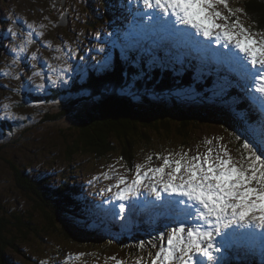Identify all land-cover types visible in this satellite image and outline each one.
<instances>
[{
    "label": "rangeland",
    "instance_id": "obj_1",
    "mask_svg": "<svg viewBox=\"0 0 264 264\" xmlns=\"http://www.w3.org/2000/svg\"><path fill=\"white\" fill-rule=\"evenodd\" d=\"M57 1L58 0H47V10H44L38 3H33L36 2V0H0V148H2L0 149V216L3 218V222L5 224V228L0 230V240L8 238V236H12L14 240V238L18 236V240L15 239L18 243V249L23 248V252H4H8V255H11L14 262L12 264H85L100 263L102 260L99 253V246L101 243L98 240H96L95 243L91 240H89V242L86 244L82 242L84 245L82 246V243L80 242L72 243V238H64L60 231H57V229L50 226V222L46 218H54V211L51 209L49 211L48 208L45 209V212L41 210V204L38 203V201L40 202L43 197L34 192V189L32 187L34 184H36L34 181H29L28 184L31 185V187H25L24 190L19 187V178L16 177V173L14 172L12 165L18 167V171L20 170L21 172L31 173V175H33L38 180V183L40 180H42L48 186H58V184H61L62 181L68 180V182L72 185L70 189L74 192V195L76 194L81 198H85V195L83 194H93H90V196L93 198V200L96 199V203L89 205L93 211L94 209L96 210L95 205L100 206L101 208H99V211H103V213L105 212L104 215L109 216L110 221L114 219L117 221L118 219L126 221V219H128L130 216L132 217L134 215V220L137 221L136 223L140 224L139 228H143L145 236H148L151 234L152 229L151 217H148L144 214V217H147L150 220L140 221L142 219V214L140 212L129 211L130 207L134 206L133 203L139 205L137 202H135L136 198L138 197H140L138 199L144 202V204L149 202L148 198H146V194H149L147 188L142 187L140 189L139 195L131 197L130 204L124 201H120L118 204L120 205V203H124L125 208L128 210H125L124 213H120L119 211V215H115L112 212L110 213V210H107L108 203H104V205L102 203V199L103 201L111 200L109 197L107 185L105 184V182H103L105 174L111 177V179L113 180V184L115 185L118 175H124L130 181L134 176L135 166L137 164H144L145 170L149 166H159L162 163V160L157 159V155L165 156L164 150H166L167 146L169 144L175 145V141L174 139L172 140V137H175V139L177 138L178 141H181L182 139L186 140V138H184V136H181V134L177 131L178 125L181 128L189 127V132H191L193 136L196 134L198 138H211L210 141H213L214 144L218 142L214 141V139L222 140L224 138L223 132H229V129H227L225 125L214 121V125L209 124L207 125L208 127H206L202 122H196V124L194 125H192L191 122H186V125L184 124V122H175L174 125L170 128L171 133H173L174 135L169 132H167L168 134H165L166 131L164 130H161L163 131V133L165 132L164 134L158 131L149 132L150 139L153 142V145L151 144V141L149 142L147 140H143V142L142 140H140V142L142 143L138 142L141 145L147 143L145 146H139V149L136 148L137 151L140 150L144 154L143 162L139 160L136 150H131L129 147H127L126 150L131 152L130 156H133L132 153H135L132 160V165L126 159L123 151L118 147H113V149L109 152L101 151L99 154L96 150L87 148V150H84L83 152H81V150H78V153L82 156H68L67 153L69 152V149L66 147V142L60 136L62 134V131H64V133H67L68 135H71L74 129L72 125L65 122L64 118H61L58 121L50 120L51 123L47 121L46 125L43 122V133L41 132V130H39L38 132H26V136L21 139L19 137L21 134L20 129L24 125L22 122L26 120V111L24 113L21 112H23L24 110H29L22 102H26V99H22L21 96H25L27 94L28 98H30V100L34 104H36L38 107H41L32 109L34 113H38V118L42 117V113L48 110H52L54 112L56 109L60 108L63 105L64 106L62 107V109L65 111V107H67L71 103L76 102L75 99H78V102H84L88 105H90V103H88L85 99H92L91 103L93 104L94 102L95 105L97 99L93 96H89L92 94H90V91L97 83V80H93V78L90 79L88 77L87 74L89 69L87 68L86 63L88 64V62H93V59H96V57L99 59L101 58L99 54L102 50L100 36L106 34L107 37L115 43H117L116 40H120L110 35V33H113V31L116 30V28L119 29L120 25L112 22L111 17L113 15L108 11L109 7L107 6L105 0H89L88 4L91 8L92 14L90 13L88 15H85L84 12L80 10L88 9L87 6L83 3L77 5L80 6V9L71 6L79 4V0H70V3H68V0H65L64 3L63 0H59V2ZM126 1L127 0H125V2ZM41 2H44V0H41ZM125 2L120 8L121 12H118V18L119 15L123 17L130 16V8L132 5H129L127 7L125 5ZM231 2L236 8L241 9L244 7L240 4H235V0H231ZM137 5L138 3L135 2L134 6L136 7ZM27 9H31L32 13H29ZM139 9V16H141L142 14H155L156 16L161 15L159 13V10H155L150 13L146 11L144 6L143 9L142 6H139ZM65 10L70 11L66 12ZM218 10L222 14L227 15V13L225 12L227 11L226 9L218 8ZM106 11L109 13L108 18L105 17V14H102L101 18L97 17L99 16V14L97 15V13L101 14V12L105 13ZM71 13H73L78 19L81 20L80 25L83 31L77 28V24L73 26L71 17H69V14ZM63 16L69 20L67 26H59L58 24ZM85 17H88L90 20ZM237 17L239 18V22L245 28H248L252 33H257V31L253 30V26H251V24H249L246 19L243 20V17L240 15V13H235V15L231 17V19L235 20ZM169 19H172L174 21V18L171 17H163L161 20L167 25V28L172 30V32L170 34H167L166 36L170 41H175L178 39L177 34H180L179 31L182 28L181 26H179V24L174 25V22L169 21ZM92 21L94 23H97L98 27L101 28V34L99 33L98 28L91 24ZM145 21L146 16H144L143 18V22ZM150 22L148 23V26L150 25ZM29 25H31L32 27H29ZM34 28H36L37 30L34 31ZM7 29L10 31V33H7ZM32 31H34L33 35L29 33ZM139 31V29H134L132 27L130 29V32H132L131 37L125 29H122V40L124 41V44H127L129 39L132 40L133 43H135V38H133V36L135 35L136 37H138L137 32L139 33ZM236 31H238V29ZM114 34H117V32H114ZM183 34L185 33L182 30L181 35ZM141 36H144V34L142 33ZM40 37L42 39V42H40ZM150 37L151 39H154L151 35L149 36V38ZM189 37H194L193 32L190 28L187 32V38ZM139 41L142 40H138L136 42ZM37 44L38 48H36ZM180 44L182 45L183 43L181 42ZM195 45L201 46L200 43L192 42L188 44V48L196 47ZM219 46L227 50V62H230V57H234L235 55L239 56V52L232 45L225 47L224 41H221L219 42ZM198 49V54L194 52L193 53L196 57L200 58L202 50L201 47ZM187 50L188 49H185L183 50V52H186ZM80 53L82 54L81 56ZM214 54L217 58L218 54ZM122 55L125 56L123 52ZM181 55H183V53H181ZM206 58L211 59L210 55H208V57ZM219 59H221L220 56ZM13 60H15L16 62L13 63ZM112 60H108L107 64H105L106 70L110 68V66L108 65H110L109 62H111ZM220 64L224 63L220 62ZM91 67H95L93 63ZM145 69L146 68H143L142 72L145 71ZM250 71L251 69H249V72ZM114 72L115 71L113 69V75ZM235 74H237V72H235ZM238 74L240 75V73ZM142 77H145V74H143ZM239 78L243 80L241 76ZM76 81H78V84L75 86ZM18 86H20L21 88L17 89ZM175 86L176 85H173L169 88L174 89ZM133 88L136 89L137 87ZM143 88L153 91L156 94V85L152 81H150L148 86H143ZM23 91L26 93H23ZM34 92L37 95L36 97L33 94ZM44 92H46L47 94H43ZM54 94H56L55 98H50L53 97ZM84 94L85 96L83 97ZM163 94L159 95L157 97V100H153L152 98H150L149 101H155L154 104H156V107L166 105L169 102L168 99H165L164 96H162ZM169 94L171 93H167L166 97H168ZM250 94H252V92H250ZM246 96H248L247 92L244 91L243 97ZM38 97L39 101H35V99L38 100ZM47 97L49 98L46 99ZM67 97H72V99L68 100ZM55 99H62L61 104L59 105L60 107L58 106V102H53ZM130 100L131 102L136 103L138 106L140 105L137 96L131 97ZM156 101H159L163 104L159 105V103ZM166 107L168 106L166 105L165 109ZM90 109H93L92 105L90 106ZM143 109L147 117H155L154 110L145 108V106L143 107ZM165 109H160V111L165 112ZM158 111L159 110H157V112ZM69 115L71 118L77 119L80 123H82V119L88 120L87 115L82 112L78 116L73 112H70ZM169 115L170 111L169 108H167L165 116L169 117ZM97 120L100 121L99 126H102L105 133L104 135H102V138H108L110 140L111 134H109V136L106 135V132L108 131L105 128L102 119ZM138 121L139 120L135 115L130 121L129 125H136L138 128H141L144 122L142 123L141 121ZM239 121L241 122L240 118H232V125L238 126V129H232L235 133H238L239 131ZM11 125L15 126L14 130H11ZM159 125H161L162 127L164 126L163 123ZM61 127L62 129H60ZM24 128L26 129V124ZM193 129L195 134H193ZM37 136H40V138H38L39 143L43 137L44 141L49 145H52L51 141L56 144L54 145L57 146V148L54 149V154H56L57 158L54 157L51 153V155L46 153L43 149V151L40 150L39 144L37 143ZM230 142L232 146H237L238 142L240 143L239 146L241 145V142L239 140H236V142L230 140ZM100 144H102V142H100ZM150 144L152 145L151 148H147L150 146ZM239 146V151L237 152L238 160L240 159L241 153L244 151ZM104 147L101 148L103 149ZM153 147L154 149H156V152L150 155V153H152L153 151ZM188 148L189 147L184 146V149ZM221 152L223 151H219V153ZM149 155L152 156L151 161H148L147 159ZM246 155L247 153H245V156ZM50 156H52V159L50 158ZM72 156H75V158L70 160ZM68 160L70 161L67 162ZM32 161L34 163L30 164V162ZM145 183H147V181H145ZM42 194L43 192H41V195ZM105 194L106 196L105 198H103ZM162 197L186 200V198L176 196L175 194L170 195L168 193H165V196ZM31 200L34 201L32 203H29ZM27 203L29 204L30 209H28L30 210V212L33 208H38V222H35V215L33 216V219L32 217H29L27 219L28 222H31V220L33 221L31 222L30 226L24 227L27 231L26 235L30 237L31 233L36 234L34 230L37 228L38 231H40L41 228L45 229L43 231L44 237L41 236V238H38V253L35 252V254H30L28 250L30 246L25 247L22 244V234L16 231L15 233H13V236L8 231L9 229H11L10 220H12L13 222H15L16 220L15 217L10 215V208L18 212L17 214L15 213L17 216H23V209L27 207ZM48 211L52 213V215L47 217ZM62 213L65 214L62 217L68 222L71 217L67 213V209H65ZM97 213L100 214L98 211ZM156 214L158 215V218L159 215H164L161 213V210ZM23 218L25 220V216ZM163 221L164 220H160L159 222H157V220H155L153 230L155 233L154 242L156 244H159L158 234L160 232H164L159 230V225L163 226ZM189 223L193 224L192 221H190ZM196 223L202 222L196 220ZM174 224L175 222L166 223V231L173 227ZM253 228H255L254 236L252 235ZM226 229H228V231L226 230L225 236L227 238L229 237L227 239V242L229 244V250L231 253L229 257L230 260L237 261L236 263L241 264L242 261L231 257L241 255L243 258L248 259L249 254L245 253L243 255V252L239 253L238 250L236 252V249L238 247L242 248V246L245 245V251L247 248L248 250H251L252 253H254V245L257 249L256 253L258 259H260V261L264 263V229L257 228L255 226L241 228L237 225H232L231 227ZM132 231H134V229H132L131 232ZM228 232H236L237 235L235 234L233 237H230L231 233ZM221 238L222 235L216 237V241L220 244ZM248 238L250 242L247 240ZM109 240V238H106L104 243L108 245ZM150 245L151 244L145 247L146 251H140L138 254H136L145 259V264L147 261L150 264ZM14 248L15 247H12V250H14ZM87 249H91L92 255L89 254ZM111 251L112 253L122 255V251L119 249ZM20 253H22L24 256L18 255ZM108 253H110V250H108ZM128 253L132 252L129 251ZM219 253L215 254L218 255ZM80 254H83L82 259H76V257ZM89 256H91V259H89ZM9 260L12 261L11 258ZM221 262H223V259L221 260ZM0 264L4 263H2L0 260ZM106 264L114 263L111 259L107 258Z\"/></svg>",
    "mask_w": 264,
    "mask_h": 264
},
{
    "label": "snow or ice",
    "instance_id": "obj_2",
    "mask_svg": "<svg viewBox=\"0 0 264 264\" xmlns=\"http://www.w3.org/2000/svg\"><path fill=\"white\" fill-rule=\"evenodd\" d=\"M143 4L147 9L159 10L161 15L157 20L174 18L175 23L190 27L204 37L214 36L217 42L224 41L225 47L232 45L242 53L252 66L249 79L254 92L264 102V33H252L238 17L231 19L242 9L230 8L228 0H143ZM220 5L227 9V15L218 10ZM235 138L240 140L239 136ZM240 147L244 151L239 160L226 149L221 155L209 148L203 155H157L162 160L159 166L145 170L144 164H137L130 181L118 175L115 185L108 189H117L114 199L125 201L139 195L142 187L147 188L159 202L155 206L161 213L177 223L159 234L158 250L154 255L149 253L150 264H217L215 253L221 251V245L216 237L223 229L232 225L264 229V131L259 141L245 138ZM147 159L151 161L152 156ZM105 178H109L107 174ZM162 193L186 200L164 198ZM119 211L125 212L124 203H120ZM192 220L202 223L190 224ZM138 247L143 249L145 242L141 241ZM82 257L80 254L76 259ZM109 259L115 264H126L115 256ZM143 259L137 257L134 264H143Z\"/></svg>",
    "mask_w": 264,
    "mask_h": 264
},
{
    "label": "trees",
    "instance_id": "obj_3",
    "mask_svg": "<svg viewBox=\"0 0 264 264\" xmlns=\"http://www.w3.org/2000/svg\"><path fill=\"white\" fill-rule=\"evenodd\" d=\"M105 1H106L107 6L109 7L108 11L111 12L112 15L118 14L121 8V4H122L120 0H105ZM33 3H38L42 7V9H44V7H47L48 5L47 0H44V2H41V0H39L38 2V0H36V2H33ZM86 6L88 9L87 10L85 9V10L88 12V14L90 13L92 14L90 6L89 5H86ZM28 11L29 13H32L31 9H29ZM238 13H240V15L243 17V20L246 19L248 23L251 24V26H253L252 22L255 17L257 20H259V22L264 27V0H248L243 10ZM98 14L99 16L97 17L101 18L102 17L101 15L105 13L101 12V14L97 13V15ZM91 24H93L96 27L98 26L97 23H94L93 21ZM252 28L253 30L256 31L254 26ZM117 29L118 28H116V30ZM118 35L123 36L122 33ZM135 43L141 44L142 41H139V42L135 41ZM130 44L132 45L134 43L132 42ZM186 54L187 56H183V55L182 56L188 60L187 62L185 60H179V62H186L184 68H181L182 69L181 74L184 75V80L186 82L182 86L178 84L179 90H177V87L175 86L173 90L174 93L169 94L168 97H166L167 92L165 90V86L166 85L173 86L175 85V83L173 79H169L167 77L168 66L164 62V59L159 60L155 57V61L157 65L156 63H154L153 66L149 67L148 69H145V71H143V74H145V77L141 79L143 75V74H140L142 71L141 66H139L135 61H130L126 56L122 55V52H120L116 58V61L118 63L114 66V68L110 70H105V74H106L107 80L112 81L116 79L117 76L120 77L121 73H125L126 77L120 79V82L123 85L122 86L123 87L122 96L117 95L115 91L108 92V93L107 91L106 92L101 91L104 87H106V82H103L101 86H98V81H97L95 86L91 89L92 94L89 96V97L93 96L94 98L97 99L95 105H94V102L93 104L91 103L92 99L88 100L86 98L85 100L88 103H90V105L85 104L84 102H78V100H76V102L71 103L67 107H65V111H64L62 109L64 105L61 107L59 106L62 101V99H60L58 100V106L60 107L58 109L60 110L56 109L54 112L52 110H48L41 114L42 115L41 118H38V113H34L30 108L26 107L29 110H25L26 120L22 122L24 125L20 129L21 134L19 137L21 139L24 138L27 134L26 132H36V131L38 132L39 130H41V132L43 133L44 131V128L42 127L43 122L46 125L47 121L49 122L50 120L58 121L61 118H64L65 122L72 125L74 129L73 132L70 131L72 132L71 135H68L67 133H64V131H62V134L60 136L66 142V147L69 149V152L67 153L68 156L69 155L82 156L78 153V150H81V152H83L84 150H87V148H92L96 150L99 154L101 151L109 152L113 149V147H118L119 149L123 151V154L125 155L126 159L132 165V160H133L135 153H132L133 156H130L131 152L126 150L127 147H129L131 150H136V148L139 149V146H145L147 143L143 145H141L140 143H142L143 140H147L149 142L151 141L149 132L158 131L164 134L165 132L163 133V131H161V130H164L166 131L165 134H168L167 132L171 133L170 131L171 126H173L175 122L179 121L177 119V115H179L182 120H186V118L190 119V121H187V122H194L195 120L193 119H199L202 117V113H201L202 105L197 104V102H194L193 98L191 99V93L196 95L195 84L197 85V83L200 82L201 77L197 78L198 72H194L196 70V66L190 65L189 60H193L197 62L199 66V71H206V67L204 63L199 62L198 60L199 58H197L195 55H189L188 53ZM109 64L111 65V62H109ZM113 69L115 71L114 75L112 73ZM179 72H180V69H179ZM232 73L235 74V72H232ZM133 74H137V77H136L137 80L139 79L140 82L144 81L146 82V84L149 83V78H151L152 75L160 78V81L156 82L157 84L156 89H155L156 94L153 91L145 90L143 87L138 86L137 92L140 94V97L142 99V102H140L139 106L136 103H133L128 99V91L125 88L126 86H129L130 84L129 80ZM87 75L89 76L90 79L92 78L93 80L96 79L95 76H93V74L90 72V70L88 71ZM167 91H169V89ZM23 93H26V92L23 91ZM109 93H112V94H109ZM197 93L199 97L204 96L203 92L197 91ZM33 94L35 95V97L37 96L35 93ZM104 94H106V96H104ZM161 94H163L162 96H164L165 99H168L169 103H167L166 105L169 107L170 115L169 117L163 116L162 119L158 117L159 120L154 122L151 119L152 117H147L146 114L144 113L143 105H146L147 107H153L155 101H149L148 95L153 100H157V97ZM239 94L241 97H243L244 91H241ZM55 95L56 94H54L53 96ZM247 95H249V93ZM21 98L30 99L28 98L27 94L25 96H21ZM35 101H39V97H38V100L35 99ZM224 101L230 104V101L228 99H225ZM156 102H158L159 105L163 104L159 101H156ZM91 105L93 106V109H90ZM36 107L38 108V106ZM234 107L249 123L252 124V126L256 127V129L249 128L246 131L245 137L248 139H251L253 137L255 138V141H259L261 138L260 136L261 129L258 125L259 124L258 119L260 118L258 116L259 112L255 109V111L253 112V116L252 115L248 116L244 112H242V110L239 109L238 107L236 106ZM162 108L163 107H161V110ZM71 109H73L74 111ZM70 112L75 113V115L77 116L82 112L85 115H87L88 120L82 119V123H80L77 119L70 118V115H69ZM132 114L136 116L139 115L150 121L144 120L143 121L144 124L141 128H138L136 125H129L132 118H128V116ZM97 119H102L104 126L108 131L106 132L107 133L106 135L109 136V134H111L110 140L108 138L107 139L102 138V135H104L105 133L103 131L102 126H99L100 121ZM162 123L165 127L164 126L162 127L161 125H159ZM260 123H264V122H260ZM25 124H26V129L24 128ZM184 124L186 125V122H184ZM14 127H15L14 125H11V130H14ZM60 129H62V127ZM187 129H188L187 127L181 128L179 126V128H177V131L181 134V136H184V138L187 139L188 138V136L186 135ZM171 134L174 135L173 133ZM38 138H40V136H37V143L39 144L40 150L41 151L44 150L48 154L51 153L54 157L57 158L56 154H54V149L57 148V146H54L56 144L51 141L52 145H49L48 143L44 141L43 137L39 143ZM197 138L198 137H196L195 139ZM173 139L175 142H179L177 138L175 139V137H172V140ZM140 140H142V142H140ZM231 140L236 142V138H233ZM100 142H102V144H100ZM242 143H243V140L241 144ZM239 144L240 143L238 142L237 146H239ZM152 145L150 144V146L147 148H151ZM101 147H104V148L102 149ZM171 149L175 150L174 148H171ZM75 156H72L70 160L75 158ZM50 158L52 159V156H50ZM70 160H68L67 162H69ZM32 163L34 162L33 161L30 162V164ZM12 168L14 172L16 173L15 174L16 177L19 178V183H18L19 187L22 188L23 190L25 187H31V185L28 184L29 181H34L36 183L32 187L34 189V192H36L39 196L43 197V199L40 202L38 201V203L41 204L40 205L41 210L45 212V209L48 208L49 211L50 209L53 210L55 214L54 218H46L50 222V226L52 228L57 229V231H60L64 238H72V241H71L72 243L73 242H80V243L83 242L84 244H86L89 242V240L93 241L94 243L96 242V240H98L101 243L106 238H109V239H112L118 242L117 244H114L115 247L119 245L127 252L131 251L132 253L138 254L140 251H146L145 247L150 244L148 242L149 241L152 242L151 234L148 236H145L144 229L139 228L140 224L136 223L137 221L134 220V215L132 217L130 216L128 219H126V221L121 220V219H118V221L115 219L110 221L109 219V222L106 223L104 221V218L106 216L104 215L105 212L103 213V211H99V208H101L100 206L95 205L96 210L100 214H98L95 209L94 211L92 210V208L89 206L91 204H88L83 210L81 207L82 200L79 199L76 195H74L73 191H71L70 188L72 185L68 182V180L62 181V183L58 184V186L56 185L48 186L42 180H40L38 183V180L33 175H31V173L21 172L20 170L18 171L19 168L15 167L14 165H12ZM41 192H43L42 195H41ZM33 201L34 200H31L29 203H32ZM72 204L74 205L76 210L72 209L73 208ZM28 208H29V204L27 203V207L23 209V212H24L23 216L22 215L17 216L16 214L18 212L10 208V211H11L10 215L15 217L17 221L15 220V222H13L12 220H10L11 229H9L8 231L12 235L16 231L22 234L21 236L22 244L25 247L30 246L28 248L30 254H35V252L38 253V238L39 237L41 238V236L44 237L43 231L45 229L41 228V230L38 231V228H37L34 230L36 234L31 233L30 237L26 235L27 231L25 230L24 227L30 226L31 222L33 221L31 220V222H28L27 219L29 217H32L33 219V216L35 215L36 216L35 222H38V208H33L31 212L29 210L30 208L29 209ZM65 209H67V213L71 217V219L68 222L62 217L63 215H65L62 213ZM137 209L138 207L136 205H134L132 208V210H135V211H137ZM49 211H48L47 217L52 215V213H50ZM24 216H25V220L23 218ZM163 216H166V217H163ZM163 216L159 215V217H161L160 219L158 218V215L156 214L155 220H157V222H159L160 220H164L162 224L165 228H166L167 222H170V223L174 222L170 218V216L168 215H163ZM143 220L148 221L150 219L145 217V218H142L140 221H143ZM4 228H5V224L3 222V218L0 216V230ZM132 229H134V231L131 232ZM17 237L18 236H16L13 240L12 236L11 237L8 236L9 239L5 238V239L0 240V257H1L0 260L2 263L4 264L13 263L11 255H8V252L4 253L5 251H12L13 253L23 252V248L18 249V243L15 240V239L18 240ZM154 239L155 237H153V240ZM141 241L145 242V247L143 249L138 247ZM83 243L81 244L82 246H84ZM12 247H15L14 250H12ZM87 251L89 252L90 255H92L91 249L89 250L87 249ZM242 254L244 255L245 253H242ZM18 255H23V254L20 253ZM238 256H241V255H238ZM10 258L12 261L9 260ZM89 259H91V256H89Z\"/></svg>",
    "mask_w": 264,
    "mask_h": 264
},
{
    "label": "bare ground",
    "instance_id": "obj_4",
    "mask_svg": "<svg viewBox=\"0 0 264 264\" xmlns=\"http://www.w3.org/2000/svg\"><path fill=\"white\" fill-rule=\"evenodd\" d=\"M140 1H142V0H134L133 2H131V0H127L126 2H125V0H123V1H120L122 4H121V6L124 4V2H125V5L128 7L129 5H132L131 6V8H130V14H131V10H132V8L133 7H135L134 5H135V2L136 3H138V2H140ZM121 12V11H120ZM119 18H122V29H125L126 31H127V33L131 36V33L132 32H130V29L133 27L130 23H128L127 24V18L128 17H123V16H121V15H119ZM68 19H66L64 16H63V18L58 22V24H59V26H67L68 25ZM119 25V24H118ZM130 26V27H129ZM134 29H137V28H135V27H133ZM7 31V33H10V31L7 29L6 30ZM138 33V32H137ZM133 34H134V32H133ZM132 37V36H131ZM133 38H135L134 40L135 41H138L139 40V38L138 37H136L135 35L133 36ZM40 42H42V39H41V37H40ZM143 42V41H142ZM221 42V41H220ZM196 46V45H195ZM197 48H200L201 46L200 45H197L196 46ZM36 48H38V44L36 45ZM82 53V52H81ZM80 53V56L82 55ZM181 53H183V55L184 56H187V54L186 53H188L189 55H194V53L193 52H189L188 50L186 51V53L185 52H181ZM209 55H210V60H211V62L213 63V61L212 60H214V57H215V54L213 53V51H212V49H209ZM82 58V57H81ZM198 58V57H197ZM216 58V57H215ZM86 59V58H85ZM207 59V58H206ZM218 59V60H217ZM87 60V59H86ZM216 62L218 63L219 62V64H220V62L221 63H224V66H227L228 67V69H229V72L230 73H232V72H238V73H240V71L237 69V67L235 66V64L233 63V57H230V62H227V60L225 59V60H222V59H219V56L217 55V58H216ZM87 71V70H86ZM185 71V70H184ZM250 75V74H249ZM153 76V75H152ZM162 77V76H161ZM164 80V79H163ZM185 81V80H184ZM171 82V81H170ZM160 84V83H159ZM167 84V83H166ZM163 86V85H162ZM185 87V86H184ZM164 89V88H163ZM184 89H186V88H184ZM183 90V89H182ZM247 92V94L249 93V95H251L250 94V92L249 91H246ZM262 106L264 107V102L262 103ZM262 107V108H263ZM162 119V118H161ZM167 119V118H166ZM179 122V121H178ZM171 125V124H170ZM177 128H179V125L177 126ZM80 152V151H79ZM98 158V157H97ZM99 159V158H98ZM79 180V179H78ZM81 180H82V177H81ZM105 196H106V194L104 195V197L103 198H105ZM138 198H140V197H138ZM147 198V197H146ZM110 201V200H109ZM102 203H103V205H104V203H108V201H103V199H102ZM144 203V202H143ZM91 204V203H90ZM134 205H136L135 203H133ZM106 205V204H105ZM137 207H138V209H137V211H134V212H140V213H142L141 212V208H139L140 207V205H136ZM132 208H133V206H131L130 207V209H129V211H132ZM125 210H128V209H126L125 208ZM111 212L113 213V214H115V215H119V204H116V206L114 207V208H112V210H111ZM110 212V213H111ZM157 212H159V211H157ZM144 213V212H143ZM145 214V213H144ZM161 216V215H160ZM160 219H161V217H159ZM168 223V222H167ZM227 231H228V229H226ZM228 233H231V232H228ZM236 234V232H234V233H231V235H230V237H233L234 235ZM237 235V234H236ZM231 258H235V259H237V260H240V261H242V262H248V259H245V258H243L242 256H235V257H231ZM223 259V258H222ZM221 259V260H222ZM237 261H233V260H227L226 261V264H233V263H235V264H240V263H236Z\"/></svg>",
    "mask_w": 264,
    "mask_h": 264
},
{
    "label": "water",
    "instance_id": "obj_5",
    "mask_svg": "<svg viewBox=\"0 0 264 264\" xmlns=\"http://www.w3.org/2000/svg\"><path fill=\"white\" fill-rule=\"evenodd\" d=\"M44 10H47V8L44 7ZM143 106H145V108H150V109L154 110L155 117H154V118H151L154 122H155V121H158L159 118H162L163 116H165L166 110H167V108H169V107H166V109H165V106H166V105L156 107V104H154L153 107H147L146 105H143ZM161 107H163L162 110L165 109V112H164V111H160ZM157 110H159V111L157 112ZM134 116H135V115L132 114V115L128 116V118H132V119H133ZM158 117H159V118H158ZM70 118H71V117H70ZM136 118H137L139 121H141V122H143L144 120L150 121V120L145 119L144 117H141V116H139V115H137ZM173 119H174V118H173ZM177 119L179 120V122H185V121L187 122V121H189V120H182L181 117H180L179 115H177ZM186 119H188V118H186ZM187 128H188V127H187ZM193 134H195L194 129H193ZM186 135L188 136V138H187L186 140H183V139H182V140L179 141V142H175V145H173V144L168 145L167 148H166V150L177 151V150H180V149H184V146H185V147L190 146L194 141H196V140L198 139V138L195 139V138L197 137L196 134L193 136L192 133L189 132V129L186 130ZM160 139H161V138H160ZM181 142H182V143H181ZM152 143H153V142L151 141V144H152ZM171 148H174V149H176V150H172ZM166 150H164V152H165ZM155 152H156V149H154V147H153V151H152V153H155Z\"/></svg>",
    "mask_w": 264,
    "mask_h": 264
},
{
    "label": "flooded vegetation",
    "instance_id": "obj_6",
    "mask_svg": "<svg viewBox=\"0 0 264 264\" xmlns=\"http://www.w3.org/2000/svg\"><path fill=\"white\" fill-rule=\"evenodd\" d=\"M33 32H34V31H32V32H29V33L33 35Z\"/></svg>",
    "mask_w": 264,
    "mask_h": 264
}]
</instances>
